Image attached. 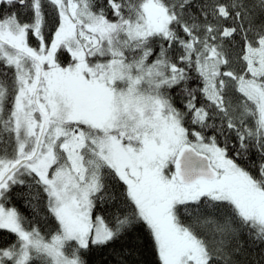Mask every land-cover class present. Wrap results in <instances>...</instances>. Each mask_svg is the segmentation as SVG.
Segmentation results:
<instances>
[{"label":"snow or ice","instance_id":"1","mask_svg":"<svg viewBox=\"0 0 264 264\" xmlns=\"http://www.w3.org/2000/svg\"><path fill=\"white\" fill-rule=\"evenodd\" d=\"M0 264H264V0H0Z\"/></svg>","mask_w":264,"mask_h":264},{"label":"trees","instance_id":"2","mask_svg":"<svg viewBox=\"0 0 264 264\" xmlns=\"http://www.w3.org/2000/svg\"><path fill=\"white\" fill-rule=\"evenodd\" d=\"M23 210V209H22Z\"/></svg>","mask_w":264,"mask_h":264}]
</instances>
